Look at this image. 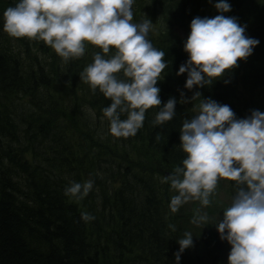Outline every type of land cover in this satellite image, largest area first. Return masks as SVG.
I'll return each instance as SVG.
<instances>
[{
	"label": "trees",
	"instance_id": "1",
	"mask_svg": "<svg viewBox=\"0 0 264 264\" xmlns=\"http://www.w3.org/2000/svg\"><path fill=\"white\" fill-rule=\"evenodd\" d=\"M214 2L136 0L142 20L159 23L158 36L149 39L169 62L158 81L162 103L178 102L176 115L160 125L153 124L159 106L147 109L143 127L125 138L112 135L100 118L110 99L79 77L98 46L90 43L82 57L65 62L44 41L5 31L3 12L15 0H0V264H174L181 231L167 209L171 185L159 178L185 155L179 129L198 106L179 102L181 91L190 93L187 73L177 69L187 59L183 41L191 19L216 15ZM230 3L224 14L236 16L260 43L197 90L245 117L264 111V0ZM90 178L93 189L82 199L65 193L69 181ZM226 181L232 198L235 182ZM85 211L94 219H83Z\"/></svg>",
	"mask_w": 264,
	"mask_h": 264
},
{
	"label": "clouds",
	"instance_id": "2",
	"mask_svg": "<svg viewBox=\"0 0 264 264\" xmlns=\"http://www.w3.org/2000/svg\"><path fill=\"white\" fill-rule=\"evenodd\" d=\"M136 0H15L3 12V28L14 37L42 40L65 62L82 57L85 42L98 46L92 62L79 74L93 93L97 90L110 99L104 106L102 120L115 137L134 136L143 127L146 110L159 106L154 125L176 115V97L162 103L158 81L168 67L165 51L149 39L152 20L133 22ZM214 16H194L183 41L187 59L177 75L187 73L184 88L209 86L226 71L247 59L258 38L246 34V25L234 15L230 0H215ZM227 83L228 81H224ZM191 97L181 91V103ZM203 97V96H202ZM93 119L95 111L89 109ZM179 146L185 153L179 165L163 177L175 194L170 208L177 212L190 200L201 205L211 203L220 178L235 182V193L212 223L221 240L230 245L226 264H264V111L250 110L238 117L229 104L203 97L194 115L185 117ZM93 179L69 181L65 193L82 199L92 189ZM85 220L94 219L88 212ZM206 213H198L192 223L208 225ZM202 227V228H203ZM193 234L185 231L177 238L174 264L194 245Z\"/></svg>",
	"mask_w": 264,
	"mask_h": 264
},
{
	"label": "rangeland",
	"instance_id": "3",
	"mask_svg": "<svg viewBox=\"0 0 264 264\" xmlns=\"http://www.w3.org/2000/svg\"><path fill=\"white\" fill-rule=\"evenodd\" d=\"M133 11V22H141L142 19L137 15L134 6ZM158 24V22H152V28L149 32L150 36H158L160 28ZM85 44L87 47L90 42L86 41ZM48 47L52 49L51 53H53L54 49L49 45ZM39 51L40 50H35L36 54H39V57L45 56ZM195 91H197L196 87L189 90L190 97ZM192 100L198 106L197 97H194ZM196 108L197 107H195V109ZM159 183L160 185L164 184L161 177L159 178ZM174 194L175 190L170 186L169 197L166 198V203L172 225H175L178 227V230L181 231L177 238L182 237L185 231H191L195 234L193 236L194 245L183 251L179 264H226L230 245L226 240L220 239L216 227L212 224L217 222L223 209L226 208L231 201L226 178H220L216 190L210 197L211 203L207 206L201 205L197 200H190L183 204L177 212H173L170 208V199ZM198 213H206L208 215V225L203 227L202 224L197 225L192 223V218ZM177 238L175 241V251L179 248Z\"/></svg>",
	"mask_w": 264,
	"mask_h": 264
}]
</instances>
